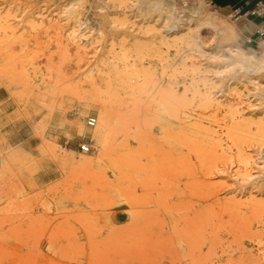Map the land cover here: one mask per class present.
<instances>
[{
	"label": "rangeland",
	"instance_id": "374dc122",
	"mask_svg": "<svg viewBox=\"0 0 264 264\" xmlns=\"http://www.w3.org/2000/svg\"><path fill=\"white\" fill-rule=\"evenodd\" d=\"M78 1L20 0L14 3L0 0L1 14L11 10L23 13L39 6H70L68 10H75L74 14L91 26L94 34L102 29L104 37L100 38L103 42L95 40L94 45L88 46L89 53L82 59L54 61L52 70H47L49 62L44 58L28 60L0 55V264H142L141 237H136L131 244L126 243L128 221L120 195L124 184L119 179L121 138L115 139L108 151L100 152L99 144L89 132L102 111L110 107L116 112L121 109L110 102L111 90H115L113 93L120 99L124 90L119 84L110 85L112 62L107 56L108 49H104L109 23L120 24L109 22L108 18L115 19L119 15L112 13L108 17L98 10L96 5H102L101 0ZM141 2L124 15L128 21L123 25L129 27L133 23L134 28H140L138 32L137 29L133 33L126 32V44L139 41L146 46L153 41L158 45L159 33L153 32L165 35L176 30L168 27L167 16L174 21L175 13L187 16L197 9L200 16H208L232 28L242 53L252 52L256 58L264 59V36L256 42H247V36L254 38L253 33L264 24V15L252 14L259 0ZM148 7L157 10L149 11ZM66 15L61 13L60 17ZM153 17L157 21H153ZM149 26H155L156 31L148 32ZM184 28L185 25L180 29ZM208 30L211 29L206 25L199 27L195 38L198 47H184L172 57L173 68L182 71L175 73L172 79L176 91L180 94L186 87L191 89L195 76L197 80L206 81L204 85L201 82L197 85L208 95L212 106L201 109L198 99L192 105L194 110L207 114L206 122L210 126L221 124L222 114L216 109L217 104L236 103L243 112L256 114L252 117L257 118L263 111L264 101L259 90L247 82V77L252 76L250 69L242 61L228 66L231 59L227 51L220 49L218 33L210 36ZM192 66L197 75L192 76ZM17 69L20 70L17 72ZM21 71L24 73L19 74ZM156 76L157 71L152 68L135 80L142 82ZM91 85L94 88L91 89ZM187 96L190 98L191 94ZM177 109L175 111L182 116ZM83 146L87 147L86 151ZM80 153L91 162H65L66 157L79 160ZM251 154V172L256 176L264 169V145L252 149ZM12 156L15 164L7 169L6 160ZM190 166L191 169H212L215 173V170H223L212 180L222 192L234 190L230 192L233 194L241 188L235 164L227 160L218 158L204 168L193 157ZM157 169L161 168L157 166ZM177 170L182 169L165 166L161 170L164 182L156 181L157 186L149 191L151 199L157 198L162 184L168 189L171 187ZM83 186L87 187L84 192ZM14 201L24 202L27 211H9ZM135 226L131 227L137 234Z\"/></svg>",
	"mask_w": 264,
	"mask_h": 264
},
{
	"label": "bare ground",
	"instance_id": "6f19581e",
	"mask_svg": "<svg viewBox=\"0 0 264 264\" xmlns=\"http://www.w3.org/2000/svg\"><path fill=\"white\" fill-rule=\"evenodd\" d=\"M141 1L151 0H101L102 5H96L108 17L112 13L119 15L108 18L109 22L120 24L109 23L104 49H108L107 56L112 62L110 85L119 84L124 93L120 99L111 90L110 102L119 105L120 111L111 107L102 111L89 132L99 144L100 152L108 151L112 142L121 138L119 179L124 184L120 195L128 221L126 243L141 237L142 264H264V169L256 176L251 172L252 149L264 145V108L253 118L256 114L248 115L236 103L217 104L221 124L210 126L207 114L194 110L192 105L198 99L199 108L212 106L208 95L197 85L206 81L195 76L191 89L186 87L179 94L172 79L182 71L173 68L171 62L184 47H198L196 30L206 25L211 29L207 34L218 33L220 49L227 51L231 59L228 66L245 62L252 75L247 82L259 90L264 101V59L256 58L252 52L242 53L232 28L200 16L197 9L187 16L175 13L174 21L167 16L168 27L176 30L165 35L153 32L159 33L158 45L153 41L146 46L139 41L126 44V32L133 33L136 29L138 32L140 28H134L133 23L129 27L123 25L128 21L124 15ZM69 7L39 6L23 13L14 10L0 13V55L28 60L44 58L49 62L47 70L53 69L52 62L63 58L82 59L89 53L88 46L94 45L95 40L103 42L104 37L102 29L94 34L92 27ZM61 13H67L66 17H60ZM153 21L157 19L153 17ZM183 25L185 28L180 29ZM153 30L156 27L149 26L147 31ZM150 59L154 61L150 63ZM152 68L157 71L155 79L135 80ZM196 71L192 66V76L198 74ZM18 78L21 80L22 76ZM83 150L87 147L83 146ZM79 155L82 156L79 160L66 157L65 162H91L85 155ZM193 157L204 168L218 158L235 164L241 188L233 194L230 192L234 190L222 192L212 180L223 170L215 173L212 169H191ZM6 164L7 169H12L14 157L7 159ZM165 166L182 170L175 172L169 189L162 184L157 198L151 199L149 191L157 186L156 181L164 182V174L160 172ZM86 189L83 186V192ZM27 209L24 202L14 201L8 210L24 213ZM134 225L137 234L133 233Z\"/></svg>",
	"mask_w": 264,
	"mask_h": 264
},
{
	"label": "built area",
	"instance_id": "2783aa9c",
	"mask_svg": "<svg viewBox=\"0 0 264 264\" xmlns=\"http://www.w3.org/2000/svg\"><path fill=\"white\" fill-rule=\"evenodd\" d=\"M253 15H257V16H262L264 15V3H259L258 5H256L252 11ZM254 38L252 37H248L247 38V42L248 43H253L256 42L257 40H259V38L264 36V27L260 26L255 34H254Z\"/></svg>",
	"mask_w": 264,
	"mask_h": 264
},
{
	"label": "crops",
	"instance_id": "0c3cea01",
	"mask_svg": "<svg viewBox=\"0 0 264 264\" xmlns=\"http://www.w3.org/2000/svg\"><path fill=\"white\" fill-rule=\"evenodd\" d=\"M259 3H264V0H259ZM259 3H256V5H258ZM256 5H255V6H256ZM255 6H254V7H255ZM260 26L264 27V24H263V25H259L258 27H260ZM257 29H258V28H257ZM257 29H256V30H257ZM255 32H256V31H255ZM255 32H254L253 34H255ZM253 34H251V36H253ZM247 37H249V36H247Z\"/></svg>",
	"mask_w": 264,
	"mask_h": 264
}]
</instances>
